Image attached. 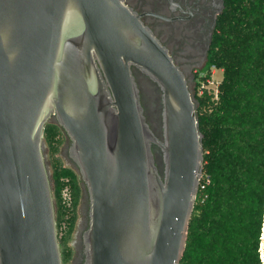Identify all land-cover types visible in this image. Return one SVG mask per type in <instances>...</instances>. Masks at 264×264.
<instances>
[{
    "label": "water",
    "instance_id": "95a60500",
    "mask_svg": "<svg viewBox=\"0 0 264 264\" xmlns=\"http://www.w3.org/2000/svg\"><path fill=\"white\" fill-rule=\"evenodd\" d=\"M197 107L123 0H0V264H64L50 122L86 199L81 264H180L203 176Z\"/></svg>",
    "mask_w": 264,
    "mask_h": 264
},
{
    "label": "trees",
    "instance_id": "16d2710c",
    "mask_svg": "<svg viewBox=\"0 0 264 264\" xmlns=\"http://www.w3.org/2000/svg\"><path fill=\"white\" fill-rule=\"evenodd\" d=\"M206 72L223 71L218 99L195 97L204 166L180 264H263L264 0H223ZM63 131L48 123L44 139L52 167L57 227L64 264L83 189L57 157ZM67 189L71 206L63 203Z\"/></svg>",
    "mask_w": 264,
    "mask_h": 264
},
{
    "label": "flooded vegetation",
    "instance_id": "af4514ba",
    "mask_svg": "<svg viewBox=\"0 0 264 264\" xmlns=\"http://www.w3.org/2000/svg\"><path fill=\"white\" fill-rule=\"evenodd\" d=\"M141 23L167 50L173 63L183 73L191 93L206 79V66L217 21L224 9L223 0H123ZM142 101L147 114L154 113L152 93L144 78L139 77ZM151 93V95H150ZM155 100V98H154ZM64 155L67 156V148ZM86 217L83 229L86 227ZM82 243L79 238L73 264H81Z\"/></svg>",
    "mask_w": 264,
    "mask_h": 264
},
{
    "label": "rangeland",
    "instance_id": "374dc122",
    "mask_svg": "<svg viewBox=\"0 0 264 264\" xmlns=\"http://www.w3.org/2000/svg\"><path fill=\"white\" fill-rule=\"evenodd\" d=\"M208 75L209 76H207L206 80L209 82H207L206 80L204 81L205 87H206L205 91H207L206 93L208 95H211V94H214L216 92L218 83H220L222 80L223 71L219 70V69L211 68ZM197 92H199V91H196V95H197ZM67 144H68L67 138L65 135H63L62 144L60 146V151H59L57 157L61 160V162L63 163L64 166H68V164H69L66 156L63 154L64 148L66 147ZM47 153H48V149H47ZM48 161H49V169H50V174H51L52 173V167H51V160H50L49 153H48ZM85 211H86V199H84V197H82L80 204L77 208V221H76L75 229H74L73 234L71 236V239L69 241V246L73 249V258L67 264H73V261L76 258V250H77L80 234H81L82 229H83ZM61 231L64 234L65 228ZM261 257L263 259L262 261L264 264V227H263L262 244H261Z\"/></svg>",
    "mask_w": 264,
    "mask_h": 264
},
{
    "label": "built area",
    "instance_id": "2783aa9c",
    "mask_svg": "<svg viewBox=\"0 0 264 264\" xmlns=\"http://www.w3.org/2000/svg\"><path fill=\"white\" fill-rule=\"evenodd\" d=\"M214 68V67H213ZM214 69H216V68H214ZM207 74V76H209L208 75V73H206ZM207 78V77H206ZM206 80V79H205ZM204 80V81H205ZM204 81H202L198 86H197V91H199V92H197V95L196 96H198V97H201V96H203V95H205L206 94V92L207 91H205V89H206V87H205V83H204ZM207 81V80H206ZM207 82H209V81H207ZM218 85H219V83H218ZM218 93H219V91H218V86H217V89H216V92L214 93V94H211L210 96H212V98L213 99H215V100H217L218 99ZM61 197H62V200H63V203H65L67 206H71V196H70V192L67 190V189H65L62 193H61ZM65 228V226L64 225H62L60 228H58L57 227V233H58V237L60 236H62L63 235V232L61 231V230H63ZM263 260V259H262Z\"/></svg>",
    "mask_w": 264,
    "mask_h": 264
}]
</instances>
